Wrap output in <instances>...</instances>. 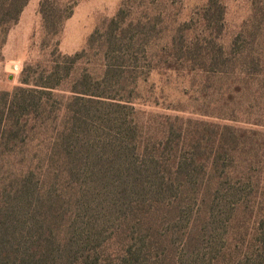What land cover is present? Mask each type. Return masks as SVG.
<instances>
[{"label": "trees", "instance_id": "trees-1", "mask_svg": "<svg viewBox=\"0 0 264 264\" xmlns=\"http://www.w3.org/2000/svg\"><path fill=\"white\" fill-rule=\"evenodd\" d=\"M29 2L0 0V62ZM204 12L208 35L180 26L165 67L180 53L230 64L222 0ZM40 13L55 37L73 11L42 0ZM144 26L120 10L87 49L57 43L0 91V264H264V134L137 109L142 69L162 65L143 64ZM92 51L98 73L83 66Z\"/></svg>", "mask_w": 264, "mask_h": 264}, {"label": "rangeland", "instance_id": "rangeland-1", "mask_svg": "<svg viewBox=\"0 0 264 264\" xmlns=\"http://www.w3.org/2000/svg\"><path fill=\"white\" fill-rule=\"evenodd\" d=\"M41 1L30 0L20 21L7 35L0 62V91L12 92L20 86L25 65L46 60L57 43L65 55L87 49L90 37L98 29L103 36L105 26L120 10L127 23L145 24L148 52L142 51L140 55L143 64L151 59L159 66L166 59L176 58L169 45L177 29L186 23L190 27L184 32L185 37L200 35L204 39L208 35L202 24L208 0H51L73 11L55 37L44 29ZM222 3L223 32L217 41L230 64L214 72L209 67L186 63L190 56L180 53L183 58L176 69L160 65L148 75L149 68L145 67L134 104L147 113L198 119L264 134V0H222ZM134 31L131 28L129 32ZM203 56L204 52L191 55L196 60ZM98 58L97 52L92 51L83 66L98 73L101 69ZM142 118L148 120L150 116ZM249 222L246 220L244 225Z\"/></svg>", "mask_w": 264, "mask_h": 264}]
</instances>
